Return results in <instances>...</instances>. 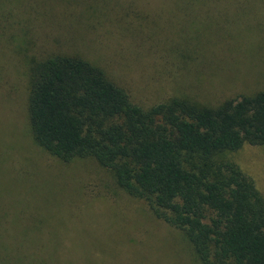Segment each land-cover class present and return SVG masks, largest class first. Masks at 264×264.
<instances>
[{"label":"rangeland","instance_id":"obj_1","mask_svg":"<svg viewBox=\"0 0 264 264\" xmlns=\"http://www.w3.org/2000/svg\"><path fill=\"white\" fill-rule=\"evenodd\" d=\"M121 2L137 3L129 8L138 7L137 14L144 8L149 29H140L131 15L137 30L121 31L129 15L100 14L120 10L113 5L96 10L101 19L85 27L62 14H78L80 7L0 0V240L55 255L52 264H199L184 235L143 201L122 195L109 170L88 158L73 162L65 174L58 167L64 163L35 143L27 116L26 58L79 54L103 65L144 108L170 97L214 104L264 89V0ZM121 17L122 24L114 19ZM230 25L241 28L235 45L225 34ZM3 157L11 158L9 168ZM227 158L264 198V147L244 145ZM111 218L117 225L107 224ZM127 218L125 237L118 231Z\"/></svg>","mask_w":264,"mask_h":264},{"label":"trees","instance_id":"obj_2","mask_svg":"<svg viewBox=\"0 0 264 264\" xmlns=\"http://www.w3.org/2000/svg\"><path fill=\"white\" fill-rule=\"evenodd\" d=\"M57 1L59 6L80 7L78 14L58 9L85 27L98 17L96 10L113 5L120 10L100 14L129 15L121 31L137 30L131 15L140 29H149L148 13L143 8L137 14L138 7L129 10L137 4L132 1L127 8L121 0ZM212 1L190 0V5ZM47 5L52 10L53 2ZM75 19L73 25H80ZM114 19L122 24L123 17ZM239 29L230 25L225 34L233 39ZM238 40L233 39V44ZM26 61L32 137L64 163L58 166L61 172L66 174L75 161L95 160L111 172L122 195L143 201L157 219L180 231L199 264H264V198L254 181L227 158L244 145L264 147V89L214 104L170 97L144 108L103 65L79 54L58 51L41 60L29 56ZM10 159L3 162L8 168ZM109 221L115 224L113 218ZM127 221L120 222L123 228L118 231L125 237ZM0 242V264L56 260L45 251Z\"/></svg>","mask_w":264,"mask_h":264}]
</instances>
